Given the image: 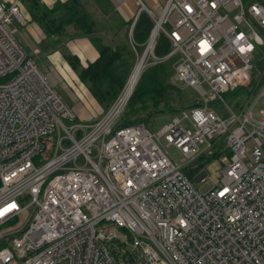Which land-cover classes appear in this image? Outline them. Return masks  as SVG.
<instances>
[{"label": "built area", "instance_id": "built-area-1", "mask_svg": "<svg viewBox=\"0 0 264 264\" xmlns=\"http://www.w3.org/2000/svg\"><path fill=\"white\" fill-rule=\"evenodd\" d=\"M245 1L164 0L152 14L134 0L169 40L170 81L199 99L152 133L113 129L125 84L91 123L76 121L16 38L12 24L29 21L20 0H0V264H264V3ZM253 74L255 98L227 103L254 94ZM212 148L226 153L200 192L184 168Z\"/></svg>", "mask_w": 264, "mask_h": 264}, {"label": "trees", "instance_id": "trees-1", "mask_svg": "<svg viewBox=\"0 0 264 264\" xmlns=\"http://www.w3.org/2000/svg\"><path fill=\"white\" fill-rule=\"evenodd\" d=\"M23 1L30 19L40 26L43 33H66L69 38L82 35L86 36L92 44L97 56L91 62L86 63L85 66H81L78 58L70 53L65 55V60L69 67L75 71L79 81L94 99L97 106L99 105L102 113L121 91L133 70L130 71L134 54L130 50L131 47L127 40L129 23L127 27H125L126 23L123 24L114 36L108 38L105 33H100L93 28V22L82 8L79 0H66L64 3H57L53 9L46 8L39 0ZM67 25L72 26V34H69V30L65 28ZM152 27L151 18L145 11L141 10L137 14L131 29V38L134 43L143 46ZM169 50V40L162 32H159L152 44V56L156 60H161ZM174 61L175 56H170L165 60L147 63L141 69L125 107L114 123L113 129L136 123L146 124L155 113L167 111L169 114L174 115L182 109L199 104L197 96L196 98L185 99L184 95L181 94V89L170 82ZM256 66L258 67L259 63H256ZM262 79H264V76ZM254 81L255 78L252 77L249 93L257 91ZM166 91L175 95L176 100L174 103L177 102L176 105L159 100L163 92ZM223 153H226V151L220 148H212L190 163H193L194 166L187 165L184 172L189 176Z\"/></svg>", "mask_w": 264, "mask_h": 264}, {"label": "crops", "instance_id": "crops-1", "mask_svg": "<svg viewBox=\"0 0 264 264\" xmlns=\"http://www.w3.org/2000/svg\"><path fill=\"white\" fill-rule=\"evenodd\" d=\"M9 2V0H4ZM66 0H39V2L48 9H53L57 3H64ZM84 11L89 15L90 20L93 22V28L100 33H105L108 38L115 35V32L125 24H130L135 21L138 11V6L134 0H79ZM164 0H142L145 9H148L152 14H157L162 6ZM20 11L25 18H29L23 26H18L13 23L12 26L16 27V38L21 45L24 52L31 57L34 62L40 64V70L45 72L50 82L54 85L57 78L61 75L67 78L68 75L73 74L77 79L75 71L67 64L65 55L70 53L78 58L81 66L91 62L97 56V52L88 41L86 36H76L69 38L68 34H45L40 26L30 19V15L25 6L24 1H20ZM69 34H72V26H66ZM129 30V28H128ZM118 34V33H117ZM127 40L128 32H127ZM130 44V43H129ZM139 47L142 50V46ZM57 66L58 71L54 68ZM79 81V79H78ZM79 88L77 92L83 88V91L88 95L95 107H98L91 95L86 91L85 87L79 81ZM79 103V102H78ZM75 113L76 118L87 113L81 110L70 107ZM99 114L94 116L92 112L88 114L90 117L96 118ZM221 147V144H219Z\"/></svg>", "mask_w": 264, "mask_h": 264}, {"label": "rangeland", "instance_id": "rangeland-1", "mask_svg": "<svg viewBox=\"0 0 264 264\" xmlns=\"http://www.w3.org/2000/svg\"><path fill=\"white\" fill-rule=\"evenodd\" d=\"M249 1L251 0H246L245 3L247 4ZM258 2H262L264 3V0H255ZM255 31L257 33V35L264 41V29H261L259 27H255ZM130 46V44H129ZM135 46V45H134ZM144 46L145 44H143L142 46V50L135 46V51L136 54L134 53V50L131 47V51L134 54V60H133V64L132 67L130 69V71L133 69V66L136 65L135 63H137V56H139V54L141 55V53L144 51ZM263 48V46L261 47ZM140 57V56H139ZM138 57V58H139ZM153 62V58L151 55H146V59H145V65L148 63H152ZM36 63V62H35ZM36 65L38 67H40V64ZM57 71V66L54 67ZM60 73V77L57 78V82L56 84H54V88L57 91V93L61 96V98L72 108H77L79 110H81V112L83 113H87L84 114L82 116H79L76 121L82 123V124H88L91 123L95 118L94 117H90L88 116V114H90L92 112V114H94V116H96L97 114L101 113V109L98 105V107H95L90 99V97L88 95H86V93L83 91V88L80 89L78 92L76 91L79 88V81L78 79L73 75L70 74L66 77H64V75L58 71ZM130 75V74H129ZM128 75V76H129ZM256 75V74H255ZM253 74L251 76L255 78L254 84L256 83V77ZM129 78V77H128ZM251 79H249V83H251ZM171 82V81H170ZM127 83V82H125ZM175 85H177L178 88L181 89V94L184 95L185 99H189L190 97L196 98V94L192 91L191 88L184 86L181 82L177 81L175 83H173ZM256 96V93H254L253 95L248 96V94L245 91H237V92H233L231 93H227L224 94V100L229 103L231 106H233L235 104V102H239V104H243L245 102V99L249 98L250 101H252ZM159 100L161 102L167 101L170 104H174L176 105V103H174V101L176 100V97L174 94L169 93L168 91L163 92V94L160 96ZM79 102V103H78ZM217 102V101H215ZM214 102L210 103V106L213 105ZM261 108V103L258 101L256 106H255V110ZM171 114H169V112L167 111H162V112H158L155 113L149 120L148 122L145 124V126L152 132V133H156L159 128L165 124L166 122H168L171 119ZM63 122L68 125L71 124L70 121H65L63 120ZM263 141V145H264V137L262 139ZM159 145L160 147L166 151L168 157L172 160V161H178L180 158V153L178 152L177 149H175L172 146H164V142L162 140L159 141ZM193 163L188 165L192 167ZM220 163L218 162V160L213 159L211 161H209L208 163L205 164V166L203 167V171L205 172L206 176V182L204 183H200L197 182L194 179V174L189 175V178L193 184V186L197 189L200 190V192H204L206 191L210 185L211 182L210 181H214L215 183L217 182V178L219 176V168H220ZM194 166V165H193ZM209 177V178H208Z\"/></svg>", "mask_w": 264, "mask_h": 264}, {"label": "bare ground", "instance_id": "bare-ground-1", "mask_svg": "<svg viewBox=\"0 0 264 264\" xmlns=\"http://www.w3.org/2000/svg\"><path fill=\"white\" fill-rule=\"evenodd\" d=\"M154 34H155V29L152 31V33H151V35L149 37V41L150 40H154V38H155ZM148 44H149V42H148ZM147 49H149V48H147ZM145 51L146 50L144 49L143 54H142L141 57L138 56L139 58H137V60H136L137 63H135L136 65H134L133 70H132V72H131V74L129 76V79L127 80V83L125 84L124 90L126 92L127 99L130 96V93H131V90L133 88V85H134V83H135V81H136L141 69L143 68V63H144L145 56H146L144 54Z\"/></svg>", "mask_w": 264, "mask_h": 264}, {"label": "water", "instance_id": "water-1", "mask_svg": "<svg viewBox=\"0 0 264 264\" xmlns=\"http://www.w3.org/2000/svg\"><path fill=\"white\" fill-rule=\"evenodd\" d=\"M143 54V52L141 53V55Z\"/></svg>", "mask_w": 264, "mask_h": 264}]
</instances>
